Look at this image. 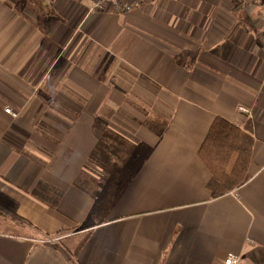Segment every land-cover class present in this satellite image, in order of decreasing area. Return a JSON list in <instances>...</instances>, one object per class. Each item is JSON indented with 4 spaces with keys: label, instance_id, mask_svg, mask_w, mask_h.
Here are the masks:
<instances>
[{
    "label": "crops",
    "instance_id": "crops-1",
    "mask_svg": "<svg viewBox=\"0 0 264 264\" xmlns=\"http://www.w3.org/2000/svg\"><path fill=\"white\" fill-rule=\"evenodd\" d=\"M91 7L0 0V264H264V0ZM140 109L152 128L111 127ZM217 117L254 144L249 180L213 198L200 149ZM104 130L132 147L92 193Z\"/></svg>",
    "mask_w": 264,
    "mask_h": 264
},
{
    "label": "trees",
    "instance_id": "trees-1",
    "mask_svg": "<svg viewBox=\"0 0 264 264\" xmlns=\"http://www.w3.org/2000/svg\"><path fill=\"white\" fill-rule=\"evenodd\" d=\"M248 131V127L242 130L221 117L212 124L200 155L212 174L209 187L213 198L224 196L249 180L254 140ZM131 147L122 136L104 130L90 160L103 171H110L114 163L122 162Z\"/></svg>",
    "mask_w": 264,
    "mask_h": 264
},
{
    "label": "rangeland",
    "instance_id": "rangeland-1",
    "mask_svg": "<svg viewBox=\"0 0 264 264\" xmlns=\"http://www.w3.org/2000/svg\"><path fill=\"white\" fill-rule=\"evenodd\" d=\"M74 47H75V49L77 50V46L74 44ZM75 50V51H76ZM75 51H73L71 54H70V52L71 51H67L66 53H67V57L66 58H62L63 60H66L69 56H71V55H73L74 53H75ZM78 53H76L72 58H73V61H77V59L86 51V49L85 50H83V49H78ZM112 59V58H111ZM110 59V57H108L107 58V62L109 63V64H112L111 62L113 61V59L111 60ZM109 60V61H108ZM61 64H63V61H62V63ZM105 64L106 63H103V65L105 66ZM103 74V73H102ZM101 76V75H100ZM50 85H52V84H50ZM50 85H48V87L50 88ZM53 87V86H52ZM45 97H47V95H45ZM133 103H135V104H137V102L136 101H132ZM45 103L47 104V107L48 106H50L52 109L54 108L53 107V105L54 106H56V107H59L58 105H57V102L56 103H54L53 102V97H52V94L51 95H49V97L48 98H45ZM138 108H139V106L138 105H136ZM63 109H65V108H63ZM152 116H154V112L153 111H151V110H149L148 111ZM15 114V113H14ZM140 114H141V109H140ZM143 114H141V119L140 120H137V121H134L135 123H133V121H132V119L129 117V116H127L128 118H129V120H131V121H128V119L127 118H125V117H123L122 118V116H117L116 117V119L121 123V124H119L118 122H116V121H113V126H111L115 131H117V132H119V133H122V134H124V135H127L128 136V138H133L134 136H133V134L134 133H132L133 131L132 130H129V128L130 127H135V126H145V127H147V126H149L150 128H152L151 127V117H148L147 116V118L145 119L143 116H142ZM50 118V117H49ZM119 118H121V120H119ZM142 120V121H141ZM145 120V121H144ZM101 123H102V120L100 121ZM142 123V124H141ZM123 124V125H122ZM155 124L156 123H153L152 125H153V129H156V127H155ZM101 125V124H100ZM126 127H129V128H126ZM159 127H161V125L159 124ZM131 129V128H130ZM114 131V132H115ZM116 132V133H117ZM135 135V134H134ZM125 139H127V138H125ZM128 140V139H127ZM129 141V140H128ZM130 142V141H129ZM90 164H89V166H88V172L84 175H82L81 176V180H80V182H81V184H82V186L85 188V189H88L89 191H91L92 193L93 192H96V191H98V190H101L102 189V187L103 186H106V184H108L109 183V180H108V176L110 175H108L105 171H102L101 169H99L96 165H95V163L94 162H89ZM110 178V177H109ZM103 190V189H102ZM98 220L99 219H101V217H98L97 218ZM19 223V222H18ZM80 231V230H79ZM78 230L76 231V230H72L70 233H71V237H73L74 235H76V232H79ZM61 236H59V238L58 237H56V238H53V240L55 241V242H57L58 240H60L61 238H60Z\"/></svg>",
    "mask_w": 264,
    "mask_h": 264
},
{
    "label": "built area",
    "instance_id": "built-area-1",
    "mask_svg": "<svg viewBox=\"0 0 264 264\" xmlns=\"http://www.w3.org/2000/svg\"><path fill=\"white\" fill-rule=\"evenodd\" d=\"M91 11L100 12L106 14H118L123 15L132 13L134 11H140L146 7L152 5L156 0H91ZM240 111L249 114V111L245 108H240ZM6 113L16 117L10 109H6ZM242 258L237 254H229L225 260V264H241Z\"/></svg>",
    "mask_w": 264,
    "mask_h": 264
}]
</instances>
